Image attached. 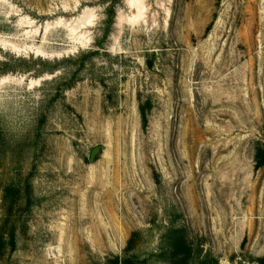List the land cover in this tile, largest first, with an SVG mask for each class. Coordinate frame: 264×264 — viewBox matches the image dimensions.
I'll list each match as a JSON object with an SVG mask.
<instances>
[{
	"label": "rangeland",
	"instance_id": "rangeland-1",
	"mask_svg": "<svg viewBox=\"0 0 264 264\" xmlns=\"http://www.w3.org/2000/svg\"><path fill=\"white\" fill-rule=\"evenodd\" d=\"M112 2L0 0V218L7 185L34 200L0 264H104L137 231L157 263L188 240L257 264L264 0H117L81 73L50 72L98 49Z\"/></svg>",
	"mask_w": 264,
	"mask_h": 264
},
{
	"label": "trees",
	"instance_id": "trees-1",
	"mask_svg": "<svg viewBox=\"0 0 264 264\" xmlns=\"http://www.w3.org/2000/svg\"><path fill=\"white\" fill-rule=\"evenodd\" d=\"M115 3L113 2L107 7L106 18L102 25V31L96 38L97 50L88 52H82L76 57L67 58L62 62H56L50 72L57 71V67L61 63L72 62L77 67L72 72V76L85 68L87 60H90L94 55L98 54L101 48H104L105 39L109 38L113 32L116 18ZM47 65V63H45ZM67 81V83L61 85L63 90L73 87V81ZM61 89V88H60ZM140 112L142 115L143 125H147V108L144 105H140ZM256 166L258 168L264 165V145H261L257 149L255 156ZM34 200L32 196L31 179L26 178V184L24 186L20 184L11 183L4 188L3 193V207L4 213L0 218V261L6 259L7 255L15 252L18 246L19 233L17 232V222L19 221L23 212H28L32 209ZM141 234L140 231L133 232L127 242L126 247L122 253L112 255L104 258V264H162L153 260L154 254L142 252L137 249V238ZM168 253L175 261L172 264H221L219 259L213 256L209 252H204L199 245H195L194 242L188 240L182 241V247L180 250H171L163 252ZM179 259V262L177 259ZM257 264H264V256L257 259Z\"/></svg>",
	"mask_w": 264,
	"mask_h": 264
},
{
	"label": "water",
	"instance_id": "water-1",
	"mask_svg": "<svg viewBox=\"0 0 264 264\" xmlns=\"http://www.w3.org/2000/svg\"><path fill=\"white\" fill-rule=\"evenodd\" d=\"M100 148H101V146H98V147L93 149V151L91 153V158H90L91 160H94V158H95L96 154L99 152Z\"/></svg>",
	"mask_w": 264,
	"mask_h": 264
}]
</instances>
